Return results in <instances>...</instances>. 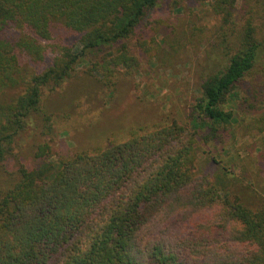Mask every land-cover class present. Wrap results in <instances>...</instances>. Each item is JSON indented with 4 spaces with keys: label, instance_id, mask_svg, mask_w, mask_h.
Here are the masks:
<instances>
[{
    "label": "trees",
    "instance_id": "trees-1",
    "mask_svg": "<svg viewBox=\"0 0 264 264\" xmlns=\"http://www.w3.org/2000/svg\"><path fill=\"white\" fill-rule=\"evenodd\" d=\"M160 1L0 0L1 164L33 119L44 136L53 134L43 91L60 88L88 54L120 44L88 68L104 87H112L114 68L139 66L126 41ZM202 1L231 24L237 0ZM228 31L221 46L234 51L203 79L196 108L214 132L233 123L223 106L245 89L264 48L251 21L236 43ZM195 145L175 123L56 163L50 141L35 146L33 162L19 154L13 172L2 168L0 264H264V205L252 210L223 197L218 181L198 177Z\"/></svg>",
    "mask_w": 264,
    "mask_h": 264
},
{
    "label": "rangeland",
    "instance_id": "rangeland-1",
    "mask_svg": "<svg viewBox=\"0 0 264 264\" xmlns=\"http://www.w3.org/2000/svg\"><path fill=\"white\" fill-rule=\"evenodd\" d=\"M248 21L258 37L264 38V0H237L228 26L202 0H161L148 12L137 34L126 41L139 66L114 68L112 87H104L101 77L92 76L88 68L109 52L117 54L120 44L88 54L60 88L44 89L43 105L53 117V134L44 136L37 128L40 119H33L13 154L0 163V181L6 178L3 165L13 172L19 154L21 161L33 162L35 146L47 141L56 153L51 161L56 163L73 152L124 143L133 130L153 132L176 123L195 135L196 175L218 181L223 197L231 193L244 206L260 209L264 205V48L245 89L236 91L223 106L233 112L231 125L214 132L213 125L202 123L196 111L203 79L222 70L234 51L226 54L221 46L225 27L228 41L236 43ZM7 94L13 96L14 91ZM209 217L207 213L204 219Z\"/></svg>",
    "mask_w": 264,
    "mask_h": 264
}]
</instances>
